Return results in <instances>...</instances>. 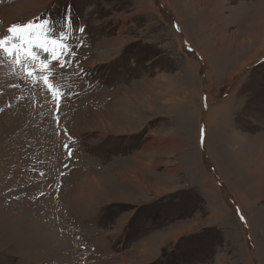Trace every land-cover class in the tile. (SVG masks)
Returning <instances> with one entry per match:
<instances>
[{
    "label": "rangeland",
    "instance_id": "1",
    "mask_svg": "<svg viewBox=\"0 0 264 264\" xmlns=\"http://www.w3.org/2000/svg\"><path fill=\"white\" fill-rule=\"evenodd\" d=\"M44 21L76 59L0 52V264H264V0H0Z\"/></svg>",
    "mask_w": 264,
    "mask_h": 264
},
{
    "label": "snow or ice",
    "instance_id": "2",
    "mask_svg": "<svg viewBox=\"0 0 264 264\" xmlns=\"http://www.w3.org/2000/svg\"><path fill=\"white\" fill-rule=\"evenodd\" d=\"M48 21L43 24L33 25L32 22L26 24H14L7 28V35L0 36V52L6 54L9 58L15 57L14 62L20 64L22 59L25 61L38 62L41 71H47L49 63L40 60L34 49L42 51L50 56L53 66L59 65L61 70L67 69L69 65L75 62L74 48L68 44L62 43L64 39L61 36L60 41L57 39L47 38ZM18 41V43H17ZM69 57L71 59H69ZM27 75L32 76L33 70H30L25 64L24 67ZM44 83L48 84V77H44ZM50 87V86H49ZM51 90V87H50ZM71 158L72 153H68ZM243 220V216H241Z\"/></svg>",
    "mask_w": 264,
    "mask_h": 264
},
{
    "label": "bare ground",
    "instance_id": "3",
    "mask_svg": "<svg viewBox=\"0 0 264 264\" xmlns=\"http://www.w3.org/2000/svg\"><path fill=\"white\" fill-rule=\"evenodd\" d=\"M208 1V0H207ZM189 3V2H188ZM188 5V4H187ZM200 6V5H199ZM204 6V5H203ZM190 8V7H189ZM206 19V18H205ZM208 19V18H207ZM213 35V34H212ZM258 173H260V170H256V172H253V179H254V182L256 183V181H257V175H258ZM259 189V191H260V188H258Z\"/></svg>",
    "mask_w": 264,
    "mask_h": 264
}]
</instances>
